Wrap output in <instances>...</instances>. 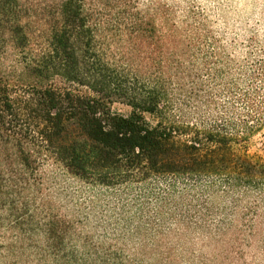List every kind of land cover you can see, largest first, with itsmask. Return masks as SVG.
<instances>
[{
  "label": "trees",
  "instance_id": "obj_1",
  "mask_svg": "<svg viewBox=\"0 0 264 264\" xmlns=\"http://www.w3.org/2000/svg\"><path fill=\"white\" fill-rule=\"evenodd\" d=\"M77 2H64L50 49L25 68L40 86L0 75V264H138L149 250L168 259L201 238L264 243V163L241 151L264 132V52L236 60L192 11L181 22L162 16L159 54L144 72L109 68L81 52L89 43ZM9 33L24 47L20 22ZM204 72L221 79L223 104L203 90ZM57 77L92 95L44 86ZM107 85L129 115L101 96ZM195 91L201 106L190 103ZM51 163L110 190V239L83 213L89 190H52L42 178Z\"/></svg>",
  "mask_w": 264,
  "mask_h": 264
},
{
  "label": "rangeland",
  "instance_id": "obj_2",
  "mask_svg": "<svg viewBox=\"0 0 264 264\" xmlns=\"http://www.w3.org/2000/svg\"><path fill=\"white\" fill-rule=\"evenodd\" d=\"M66 1L0 0V75L10 85H41L27 74L25 68L31 58L50 49L53 30L60 22V11ZM77 1L86 17L84 43H89L86 47L82 45L81 52L90 58H100L109 68L111 65L120 70L144 72L147 58H156L159 54L158 34L162 16L181 22L192 11L204 16L222 46H235L236 51L230 52H233L231 54L236 60L241 61L255 52H264V0ZM17 22L22 24L27 37L24 47L15 44L9 33ZM199 78L200 83L205 82L203 90L214 92L216 102L223 104L225 99L220 95L222 86L218 74L209 77L204 72ZM50 84L92 95L88 87H77L59 77L45 82L44 86ZM100 88L105 100L115 101L108 85ZM193 93L197 96L199 91ZM199 95L191 100L192 105L201 106L200 102H205ZM111 107L114 112L126 116L132 111L130 107L116 101ZM241 151L252 161L264 163V132L252 138ZM42 174L52 190V182H66L75 189L83 187L89 190L92 203L84 205L83 213L85 216L91 214L89 224L95 228L92 231L94 235L110 239V190H92L83 182L68 176L61 166L52 163L46 166ZM102 242L107 247L116 244L110 240ZM137 259L138 264H264V243L229 248L201 238L194 245H176L173 256L168 259L152 250Z\"/></svg>",
  "mask_w": 264,
  "mask_h": 264
}]
</instances>
